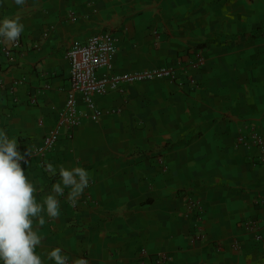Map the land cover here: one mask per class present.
Returning <instances> with one entry per match:
<instances>
[{"label": "crops", "instance_id": "1", "mask_svg": "<svg viewBox=\"0 0 264 264\" xmlns=\"http://www.w3.org/2000/svg\"><path fill=\"white\" fill-rule=\"evenodd\" d=\"M24 24L22 56L0 57V130L29 153L22 170L42 202L59 182L46 166L84 167L89 187L75 210L40 227L37 254L61 248L69 264H264V165L235 149L264 131V0H28L0 4ZM117 39V74L204 63L170 81L128 83L97 100L86 120L42 159L33 154L68 114L67 50L94 34ZM10 46V43H6ZM77 112L84 111L76 101ZM159 159L162 160L160 165ZM195 200L202 241L195 240ZM256 221L261 242L242 225ZM144 251V254L142 253Z\"/></svg>", "mask_w": 264, "mask_h": 264}, {"label": "built area", "instance_id": "2", "mask_svg": "<svg viewBox=\"0 0 264 264\" xmlns=\"http://www.w3.org/2000/svg\"><path fill=\"white\" fill-rule=\"evenodd\" d=\"M7 42L0 43V57L7 65H11L22 56L23 37L10 46ZM118 53L117 39L109 31H102L94 34L88 39L76 43L66 52V61L69 66L68 78V114L62 121L49 129L47 134L41 139L40 145L34 149L33 154L42 159L46 153L56 148L62 141L72 140L73 130L81 125L82 121H98L102 116V110L97 105V100L104 98L111 93L123 94L124 87L128 83H143L150 81H170L178 87L184 86L179 81L180 74H184L186 81L191 87H194L195 80L188 74L196 67H201L204 61L198 59L191 65L180 66H163L157 68H147L140 72L132 74H117L114 68V58ZM83 104L84 111L77 112L76 101ZM235 149H243L248 152H256V156L249 158V162L254 166L264 165V131H258L251 128L247 134H240L235 139ZM160 165L162 160L159 159ZM253 205L257 208L264 209V195L256 198ZM66 207L73 206L68 200ZM189 210L196 213L197 223L195 240L202 241V213L199 212V206L193 199L187 202ZM256 221H248L242 227L256 235V242H261V236L258 234L259 228ZM144 254V251H142ZM86 261V258H82Z\"/></svg>", "mask_w": 264, "mask_h": 264}, {"label": "clouds", "instance_id": "3", "mask_svg": "<svg viewBox=\"0 0 264 264\" xmlns=\"http://www.w3.org/2000/svg\"><path fill=\"white\" fill-rule=\"evenodd\" d=\"M23 7L28 0H11ZM3 0H0V4ZM25 31L19 18H0V43H14ZM29 153L18 151V141L0 130V264H69V258L61 248L48 252L44 258L37 254L42 245V235L36 227L48 218L61 215V199L69 189L67 200L75 206L89 187L90 174L81 166L65 168L46 166L50 175H58L59 182L52 184L51 191L42 202L36 199L37 187L22 170L21 162ZM79 264H86L80 260Z\"/></svg>", "mask_w": 264, "mask_h": 264}]
</instances>
